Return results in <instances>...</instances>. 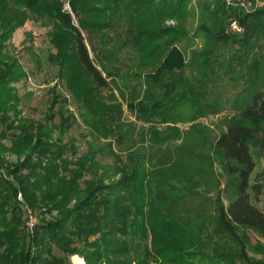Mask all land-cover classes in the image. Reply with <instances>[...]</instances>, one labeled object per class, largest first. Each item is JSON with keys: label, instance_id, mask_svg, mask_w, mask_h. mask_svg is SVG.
I'll return each instance as SVG.
<instances>
[{"label": "trees", "instance_id": "1", "mask_svg": "<svg viewBox=\"0 0 264 264\" xmlns=\"http://www.w3.org/2000/svg\"><path fill=\"white\" fill-rule=\"evenodd\" d=\"M193 1L69 0L70 14L62 11L59 0H0V125L4 127L0 163L7 151L23 156L21 163L7 170L14 182L0 176V264H70V258L71 264H264V247L253 249L261 251V260L250 261L244 253L246 239L238 234L247 228L264 237V212L250 195L259 199L264 189V172L255 173L256 162L264 158L261 72L245 78L252 87L249 98L221 119L212 141L197 126L184 133L174 126L217 112L212 102L203 103L204 86L210 73L225 64L222 46L236 48L226 58L231 68L257 69L253 50L255 43L264 41V6L245 14L222 0H197L195 5ZM194 8L198 14L191 37L186 23ZM22 9L50 27L48 41L55 50L50 60L64 87L86 106L91 136L96 140L112 135L117 153L111 144L108 147L117 162L123 153L127 164L123 162L116 183L103 184L97 176L93 152L72 164L66 160L68 147L76 155L74 142H63L73 123L67 110L59 111L60 133L53 142L46 140L53 131L48 126L33 120L22 123L14 85L25 75L14 59L1 52L12 36L14 23L9 17ZM118 18L124 23L120 44L140 66L151 69L141 94L124 98L121 92L128 114L142 124L129 126L126 135L123 122L113 127L107 123L110 108L120 116L119 103L108 105L87 97L91 90L111 83L107 61L113 53L101 51L98 70L82 36V31L87 34L94 52L92 35L102 36ZM166 20L175 23L164 26ZM233 21L241 33L229 31ZM196 39L200 44L187 60L178 44ZM70 65H77L78 72L72 73ZM189 66L199 76L192 82L181 76ZM109 98L115 101L113 94ZM54 105L53 97L49 111ZM157 123L167 127L160 130ZM5 139L10 140V149L1 144ZM213 155L227 175L222 188L213 173ZM209 188L217 189V198L219 192L228 195V203L224 206L219 198L207 197ZM30 209L43 216L32 233L26 227Z\"/></svg>", "mask_w": 264, "mask_h": 264}, {"label": "rangeland", "instance_id": "2", "mask_svg": "<svg viewBox=\"0 0 264 264\" xmlns=\"http://www.w3.org/2000/svg\"><path fill=\"white\" fill-rule=\"evenodd\" d=\"M196 1L197 0L193 1L194 5ZM59 3L62 11L71 14L69 0H59ZM194 9L193 15L188 17L186 23L189 36L194 33L197 21L198 10L197 8ZM9 20L14 23L11 27L12 36L11 39L3 45L1 52L9 58L14 59L25 75L24 79L14 85V88L17 91L16 95L20 100L18 110L20 111V119L22 123L33 120L36 123L48 126L49 129H52L53 131L51 137L46 140L48 142H53V139L56 138L55 136H59L58 134L60 133L59 126L61 124V119L59 118V111L61 108L67 110V115L72 117L73 123L70 129L63 135V142L69 140L74 142L76 155L71 154V148L68 147V152L65 153L66 160L70 161L72 164L75 159L93 152L94 160L92 162L96 164L95 169H97V176L102 178L103 184L116 183L121 178L120 172L118 171L120 168H123V162L124 164H127L125 163L123 153H121L122 158L120 157L117 162L114 156V154L117 153V146L114 137H111L112 135H110L107 138L100 137L95 140L91 136V131L85 123L86 120H88L85 109L86 106L84 107L80 101L78 102L70 91L64 87L63 82L60 81L57 76L58 67L50 60V55L55 52L48 41L50 27L44 26L39 21H35L23 9L13 12V16L9 17ZM171 22H173V24L175 23L174 20H166L164 26L173 25ZM114 24L115 26L112 29L109 28L106 31H103V35L100 36L101 38L97 36V34L96 36L92 35L94 52L91 51L87 42V34L82 31V36L85 38L89 50V57L98 70L101 68L99 67L96 58L99 59L102 57L101 51H105V53H113V56L109 57V60L107 61L111 64L109 70L113 74L111 83H109L107 88H102L100 91L98 89L91 90L87 97L90 101L98 99L99 102L108 105H112L116 102L119 103L120 109L122 110L120 116L118 117V111L116 109L110 108L109 114L111 117L108 114L107 116L116 121L113 122L109 119L107 120V123L111 124L113 127L116 123L120 124L123 122L125 127H123L122 132L123 135H126L128 134L129 126L136 124V128H139L142 124L136 123L133 117L128 114L121 92L124 98L131 96L134 92L141 94L143 91L144 76L146 73L150 72L151 69L149 67L140 66L137 58L129 54L130 51H128L127 47L124 49L120 44L123 41V19L117 20ZM199 44V39H196L194 43L190 40H185L178 45L183 51H186L185 56L188 60L191 58L190 52L196 50ZM235 50L236 48L232 45H229L226 48L222 46V52L225 56V64L221 65V69L216 68L215 74L210 73L211 75L204 86L206 95L205 102L203 101V103L206 104L212 102L214 107L211 108L216 109L217 112L212 114L208 113L206 115L203 114L202 116H199L195 122L187 121V119H185V122L174 124L175 128L184 133L191 127L197 126V128L200 129V132H202V135L206 136L209 141H212L218 136L217 126H219L221 119L224 116L232 115L236 111L235 108L241 106V104L249 98V92H251L250 88L252 87L250 86L249 81H245L247 76H255L257 72H261L262 78L258 81V84L260 83L259 89L264 91V41L261 40L254 45L253 51L257 61V69L255 71L247 70L246 67L241 68L239 66H235L233 69L230 64L228 65L226 58ZM95 53L98 54L95 56ZM254 56H252V58L250 57L247 62L250 63ZM75 58L77 63V57ZM77 65H70L72 73L78 72ZM134 74L141 75V78L130 76ZM127 76H130L131 78L126 80L125 77ZM181 76L186 80H189V82H192L193 78L199 77L196 74L195 69L191 66L186 67ZM193 86L195 87V90L198 89L197 84L193 83ZM51 89L54 90L53 93H51ZM110 94L115 96V101L110 100ZM53 97L55 98V105L52 110L49 111V106ZM10 114L11 111L9 112V115ZM185 117L186 116H184V118ZM156 126L160 130H164V128L167 127L159 123H157ZM2 128L4 127L0 125V131ZM1 144L8 149L11 148V142L9 139L3 140ZM109 145L114 154L109 151ZM140 148L141 146L139 149ZM146 152H148V149ZM213 158L215 159V161H213V173L216 176L215 179H218L220 188H222L227 182V175L223 172L217 157H214L213 155ZM22 159L23 156H18L7 151V153L4 154L2 163H0V176L14 182L15 178L13 176H8L7 170H10L21 163ZM256 172H264V158L256 162L255 173ZM21 174L23 175L24 173L22 172ZM89 178V175L84 177L85 180H89ZM213 182L214 180H211L210 184ZM257 183L259 184V181ZM202 185L205 186V188L207 187V184ZM262 186H264V182L262 183ZM199 189H202L201 185ZM208 190L210 193L207 194V197L215 200L217 198L215 190L217 189L209 188ZM250 195L252 203L259 210L264 212V189L261 191L259 199H255L252 194ZM218 198L222 201L224 206L228 203L229 198L225 193L219 192ZM29 211L35 219L36 224H38L39 219L43 216H39V214L32 209ZM46 219H49V217H46ZM207 230L210 232L211 228L209 227ZM238 234L246 239V248H244L245 256L250 261L259 262L262 257L259 253L261 251L259 249L257 251L253 249L258 245L264 247V237L247 228L240 229ZM70 259L69 262L71 264Z\"/></svg>", "mask_w": 264, "mask_h": 264}, {"label": "built area", "instance_id": "3", "mask_svg": "<svg viewBox=\"0 0 264 264\" xmlns=\"http://www.w3.org/2000/svg\"><path fill=\"white\" fill-rule=\"evenodd\" d=\"M226 7L228 8H236L241 10L245 14H250L255 10L261 9L264 6V2L262 0H222ZM173 24V22H171ZM229 31L232 33H241V27L235 22H231L229 26ZM18 200H21L20 194L18 195ZM28 221L26 227L28 231L32 233V230L36 224L35 219L32 217L30 211H27Z\"/></svg>", "mask_w": 264, "mask_h": 264}]
</instances>
